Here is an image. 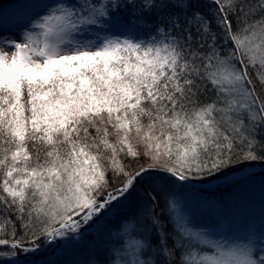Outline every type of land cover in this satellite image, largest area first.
Instances as JSON below:
<instances>
[{"label":"snow or ice","instance_id":"1","mask_svg":"<svg viewBox=\"0 0 264 264\" xmlns=\"http://www.w3.org/2000/svg\"><path fill=\"white\" fill-rule=\"evenodd\" d=\"M257 166L264 0L0 4V264H264Z\"/></svg>","mask_w":264,"mask_h":264},{"label":"rangeland","instance_id":"2","mask_svg":"<svg viewBox=\"0 0 264 264\" xmlns=\"http://www.w3.org/2000/svg\"><path fill=\"white\" fill-rule=\"evenodd\" d=\"M27 0H17L18 5H22L26 3ZM256 170V169H255ZM258 171L260 169H257ZM256 170V171H257ZM262 199H264V189L262 190H254V191H248L246 194H244V197L238 198V200L231 201L228 205V209L230 212L234 213H247L248 216L251 219H258L260 215V206ZM39 256H33L32 254H29L27 258L24 256L20 257L19 259L21 261H24V264H32V261L34 259H40Z\"/></svg>","mask_w":264,"mask_h":264},{"label":"trees","instance_id":"3","mask_svg":"<svg viewBox=\"0 0 264 264\" xmlns=\"http://www.w3.org/2000/svg\"><path fill=\"white\" fill-rule=\"evenodd\" d=\"M0 4L8 7L9 9H11L13 6L18 5L17 0H0ZM255 169L256 170L260 169V170L256 171ZM253 171L255 173H257L258 175L254 176V177H252L250 179L244 180L242 182L241 188H240L241 195L239 197H236L235 199H233L231 201H235L236 202L238 200V198L244 197V194H246L248 191L250 192V191H254V190H262V189H264V185H262L260 183L261 179H264V167L257 166L256 168L253 169ZM195 187L197 189H204V188H207L208 186H206V185H196ZM217 195H221V196L227 197V192L226 191H220V192L217 193ZM32 255L34 256V254H32ZM22 256L23 255L21 254L19 256V258L22 257Z\"/></svg>","mask_w":264,"mask_h":264}]
</instances>
